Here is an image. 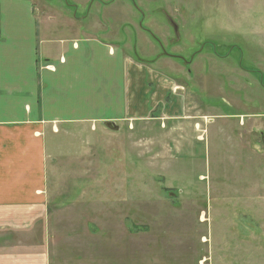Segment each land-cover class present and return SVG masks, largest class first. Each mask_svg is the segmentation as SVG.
Returning <instances> with one entry per match:
<instances>
[{"label":"rangeland","instance_id":"obj_1","mask_svg":"<svg viewBox=\"0 0 264 264\" xmlns=\"http://www.w3.org/2000/svg\"><path fill=\"white\" fill-rule=\"evenodd\" d=\"M70 1L78 3L67 4L77 18H86L93 1H112L90 16L111 21V38L123 29L136 42L131 25L140 19L168 56L194 59L199 83L188 84L184 105L195 113L196 102L208 118L156 119V109L148 121L116 118L119 131L98 122L90 139L85 132L71 148L76 155L66 150L72 138H53L65 153L48 176L56 195L64 192L51 212L77 226L50 237L63 247L58 262L264 264V0ZM65 210L91 217L60 221Z\"/></svg>","mask_w":264,"mask_h":264},{"label":"crops","instance_id":"obj_2","mask_svg":"<svg viewBox=\"0 0 264 264\" xmlns=\"http://www.w3.org/2000/svg\"><path fill=\"white\" fill-rule=\"evenodd\" d=\"M69 1L63 6L56 0H0V264H61L62 244L50 237L77 228L66 226L69 220L56 221L51 212L64 192L56 195L57 184L48 176L50 163L65 153L53 138H72L66 150L77 148L85 132L89 139L96 133L98 122L107 130V121L121 126L116 118L148 121L156 109L162 111L156 119L208 118L196 102L195 113L184 105L192 91L188 84L199 83L194 59L168 56L140 19L131 25L136 42L123 29L120 39L111 38V21L90 16L95 7L106 12L112 1L91 2L86 18H77L78 9L67 4L78 3ZM176 101L180 109H168ZM80 216L91 214L65 210L60 221Z\"/></svg>","mask_w":264,"mask_h":264},{"label":"water","instance_id":"obj_3","mask_svg":"<svg viewBox=\"0 0 264 264\" xmlns=\"http://www.w3.org/2000/svg\"><path fill=\"white\" fill-rule=\"evenodd\" d=\"M170 22H171L174 26H176V30H177V26H178V25L174 22V20L171 19ZM105 125H106L107 128H109V129H111V130H113V131H118V130L120 129V127H119L118 125H116L115 123L110 122V121L105 122Z\"/></svg>","mask_w":264,"mask_h":264},{"label":"trees","instance_id":"obj_4","mask_svg":"<svg viewBox=\"0 0 264 264\" xmlns=\"http://www.w3.org/2000/svg\"><path fill=\"white\" fill-rule=\"evenodd\" d=\"M255 72H257V70H254Z\"/></svg>","mask_w":264,"mask_h":264}]
</instances>
